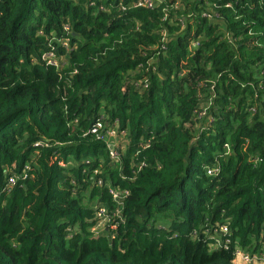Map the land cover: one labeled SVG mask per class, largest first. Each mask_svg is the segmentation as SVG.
Returning <instances> with one entry per match:
<instances>
[{
	"label": "trees",
	"instance_id": "16d2710c",
	"mask_svg": "<svg viewBox=\"0 0 264 264\" xmlns=\"http://www.w3.org/2000/svg\"><path fill=\"white\" fill-rule=\"evenodd\" d=\"M179 1L176 17L212 2L221 22L187 18L177 33L161 8L0 0V190L5 171L30 167L0 193V264H234L235 249L264 253V0ZM162 27L166 50L137 91L140 55L160 45ZM51 47L64 66L43 60ZM100 115L127 131L118 163L86 135ZM84 160L129 192L114 234L91 233L96 202L113 204ZM140 162L148 167L130 181ZM222 222L230 248L212 250L204 232Z\"/></svg>",
	"mask_w": 264,
	"mask_h": 264
},
{
	"label": "built area",
	"instance_id": "2783aa9c",
	"mask_svg": "<svg viewBox=\"0 0 264 264\" xmlns=\"http://www.w3.org/2000/svg\"><path fill=\"white\" fill-rule=\"evenodd\" d=\"M118 3V9L122 12H126L130 10V8H144V9H158L161 8L163 16L162 21L171 23L173 20H178L179 22V32H181L185 27V19L184 17H176L178 16L176 12L181 9V3L179 0L175 2L168 3L169 7L165 4L164 0H136L131 1L127 7L123 5L124 0H114ZM215 3H204V6L197 13H192L188 15V18H199L203 20H207L209 22H221L217 21V18L220 17L215 14V8H218ZM94 6V4H91ZM112 7V4L109 5L108 8L104 6L98 7V10L101 12H108ZM228 7V6H225ZM175 16V17H171ZM67 31V27L65 28ZM68 33V32H67ZM168 31L165 27L159 32L160 36V45L151 51V54L148 55L147 51L142 53L140 57L143 60V63L138 64L133 75H140V78L134 81V86L137 91H144L148 87V78L150 74H156L155 64L157 63L159 57L164 54L166 50V45L168 43ZM200 37L195 40H191L189 44V51L192 53L199 46ZM62 48L69 51L68 40H64L62 43ZM51 50H48L45 55H43V60H45L47 65L54 66H64L63 60L55 59L53 57V53L55 49L51 47ZM73 74H76V70L73 71ZM184 73H182L183 75ZM254 112V110H253ZM104 115H100L97 118L90 129L87 131L86 135H91L94 140L104 144L107 155L110 161L114 163H118L121 161L122 156L125 153V149L127 147V131L121 130L119 127V123L117 121L109 122L107 118L103 117ZM85 135V134H83ZM34 148L38 147H49L47 141H39L33 145ZM147 148V146L143 147ZM226 150L227 147L225 146ZM83 165L88 168H91L92 175L96 176V185L98 187L106 186L108 196L113 204V207L109 209L105 204H101L96 202L94 206V215H93V227L91 228V233L93 236H100L104 231H109L111 234H114L120 226L125 224V217L123 216L124 204L126 199L129 196V192L126 190H121L117 187H113L109 184L105 185L103 180L100 178L101 171L100 166L93 168L91 166L90 161L84 160ZM61 165V163H60ZM147 167V164L144 162H140L134 165L133 170L131 172L132 178L130 181L134 180L137 173ZM30 167L26 164L25 169L19 175H12L8 178L4 187L0 190L1 192L10 191L19 180H25L29 175ZM206 174L208 176H213L218 174V169L214 168H206ZM205 242H210V247L214 250H229L231 245V236L229 231L228 223L222 222L216 224L213 229L207 230L204 232ZM264 238V235H263ZM234 260H239L242 264H251L252 262H262L264 263V253L260 255H248L242 253L240 250L235 249L233 252Z\"/></svg>",
	"mask_w": 264,
	"mask_h": 264
},
{
	"label": "crops",
	"instance_id": "0c3cea01",
	"mask_svg": "<svg viewBox=\"0 0 264 264\" xmlns=\"http://www.w3.org/2000/svg\"><path fill=\"white\" fill-rule=\"evenodd\" d=\"M205 106H202V108H199V110L194 111V114H197V117L199 118L200 122L198 124V128H201L200 126H206V124L209 122V119L206 117V110L204 109ZM204 129V128H201ZM148 167V165H147ZM234 264H242L239 260L234 261ZM251 264H264L262 262H252Z\"/></svg>",
	"mask_w": 264,
	"mask_h": 264
},
{
	"label": "rangeland",
	"instance_id": "374dc122",
	"mask_svg": "<svg viewBox=\"0 0 264 264\" xmlns=\"http://www.w3.org/2000/svg\"><path fill=\"white\" fill-rule=\"evenodd\" d=\"M213 10H214L215 14H217L218 17L222 18V17H221V14L217 12V10H219L218 8H215V9H213ZM250 112L253 113V110H251ZM206 125H208V123H207ZM198 127H199V126L196 125V128H198ZM4 175L6 176V180H5V183H4V184H6L8 178H9L12 174L7 173V172L5 171V172H4ZM211 247H212V245H211ZM211 247H210V248H211ZM211 249L214 250L213 248H211Z\"/></svg>",
	"mask_w": 264,
	"mask_h": 264
},
{
	"label": "clouds",
	"instance_id": "9594fccd",
	"mask_svg": "<svg viewBox=\"0 0 264 264\" xmlns=\"http://www.w3.org/2000/svg\"><path fill=\"white\" fill-rule=\"evenodd\" d=\"M203 6H204V3H203ZM203 6H202V7H203ZM202 7H201V8H202ZM187 18H188V16H187ZM187 18H184V19L186 20ZM184 28H185V27H184ZM177 33H179V31H178ZM115 121H116V120H115ZM119 127H120V126H119Z\"/></svg>",
	"mask_w": 264,
	"mask_h": 264
}]
</instances>
